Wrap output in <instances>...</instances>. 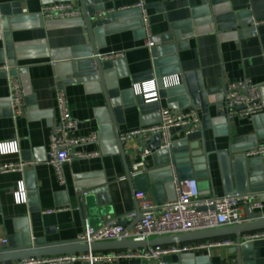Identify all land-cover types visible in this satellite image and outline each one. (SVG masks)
I'll use <instances>...</instances> for the list:
<instances>
[{"label":"crops","instance_id":"obj_1","mask_svg":"<svg viewBox=\"0 0 264 264\" xmlns=\"http://www.w3.org/2000/svg\"><path fill=\"white\" fill-rule=\"evenodd\" d=\"M45 1L56 0H0V4L17 2L22 11L38 13ZM138 1L104 0L102 4L104 10H109L127 7ZM143 1L149 30L154 37L166 34L170 23L192 18V9L202 6L206 0ZM227 1L233 12L248 10L253 19H264V0ZM70 2L79 9L77 0ZM89 8L92 9V6ZM204 14L201 16L203 19L207 16ZM127 19L130 20L126 22ZM137 21L136 13L126 14L116 19V25L106 26L95 32L99 56L124 52L123 61L116 63L110 78L106 80L107 84L111 85L110 90L119 93L128 92L134 82L147 79V76L134 79L133 75L144 74L153 67L150 49L145 46L142 33L137 32L141 31V24ZM204 23L201 26L208 24ZM10 30V41L14 47L16 61L13 69L21 75L22 84L29 95L28 101L33 105L28 106L26 112L20 116L3 113L8 108L0 107V142L14 140L18 146L17 153L0 155V166L22 162H30L33 165L25 164L22 171L0 172V238L12 235L14 221L25 217L31 239L43 238L46 244L74 241L83 231L85 224L97 227L108 216L117 217L135 210L136 199L132 193L134 185L128 183L125 168L128 167L130 171L137 161L135 151L138 141L129 139L122 143L125 153L123 162L114 142L110 121L106 118L100 121L98 118L105 110L98 83L65 84L70 115L78 121L77 129L72 135L86 136L99 129L102 135L97 141L72 147L73 151L98 152L99 155L63 163L65 182L60 183L53 167L48 163L51 121L58 119L54 109L57 80L52 62L58 59L60 65L65 66L82 59H73L69 52L70 49L83 50L90 45L87 31L85 26L79 23L47 26L44 22ZM178 42L176 56L181 76L184 73L198 72L206 88H217L222 84L228 85L242 80L256 86L264 84V24L257 27L256 34L222 37L217 32L201 31ZM3 48L0 32V50ZM164 56L167 57L164 63L169 62L171 54ZM2 63L4 62H0ZM262 87L264 92V86ZM259 92L261 96L260 89ZM8 93L9 81L7 77L0 76V100L5 99ZM124 98L127 100L116 110L119 133L144 125L141 123V113L134 96L125 94ZM175 99L172 96L161 98L157 104L168 106L173 101L176 103ZM184 104L187 105V102H177V105ZM220 105L221 102L218 101L207 104V114L211 122L216 119ZM197 110L202 117L203 111L199 107ZM148 115L149 120L155 119V111H150ZM185 138L188 141H197L203 151L209 153L215 196H221L229 189L251 192L253 200L260 201L262 207L251 210L243 206L245 218L247 219L246 209L264 216V155L259 158L258 164L250 166L245 159L251 158L245 155L247 149L264 144V113L250 119H225L208 128L201 127L198 132ZM172 139L178 141L183 137L178 130H174ZM236 139L242 141L231 146V141ZM230 147L233 148L228 153ZM237 155L242 158L235 163L233 161ZM147 167H153L152 155L147 158ZM18 181L25 183L27 196L36 193L38 211L30 212L27 201L24 204L14 203L13 191ZM101 185L106 186L107 190L98 197L94 193L86 194ZM148 194L152 197L150 191ZM78 196L82 197L80 204ZM226 240L232 241V238L211 241ZM232 249L233 244H215L180 254L169 253L164 255L163 260L166 264H236ZM251 251L250 264H264V239L252 241ZM200 259L205 261L200 263ZM104 264L153 263L123 259Z\"/></svg>","mask_w":264,"mask_h":264},{"label":"built area","instance_id":"obj_2","mask_svg":"<svg viewBox=\"0 0 264 264\" xmlns=\"http://www.w3.org/2000/svg\"><path fill=\"white\" fill-rule=\"evenodd\" d=\"M218 7V8H217ZM215 11L228 10L230 5L228 1H222L215 5ZM118 11H131L137 14V20L141 24L142 36L145 40V46L149 49L159 46L152 41V35L149 30L146 6L143 0H139L133 5L119 9L103 10L97 13L101 17L109 13ZM199 11L202 6L193 8L192 14L201 19ZM23 15L34 17L37 23L44 22L47 26L68 25L79 23L83 25L82 15L78 8H75L70 0L45 1L38 13H26ZM202 13V12H201ZM236 25L230 28L219 29L218 25L208 23L206 26L198 24L200 31L217 32L219 36H235L242 34H256L257 27L264 24L263 20H255L251 17L248 10L237 12ZM213 15V13L211 14ZM130 19H127L128 22ZM205 24V23H204ZM176 55V51L173 53ZM104 61H123L124 52L118 51L100 56ZM173 64L177 67V62ZM54 68L60 65V62L53 61ZM6 72L9 81V93L5 99L0 100V107L10 109L12 116L23 115L28 106L29 96L22 84L21 75L6 63L0 64V72ZM62 74L55 72L57 88L55 93V111L58 115L57 121H51L52 130L48 138L49 158L48 163L53 167L54 172L60 183L64 184L65 179L62 171V165L73 159H86L98 156V152L73 151L72 147L78 144L97 141L101 131H94L86 136H73L72 132L77 129L78 121L74 119L69 112L65 84H62ZM182 76L180 69L160 77L161 87H180L182 85ZM159 85L158 78L154 74L143 81L134 82L130 88L133 96H140L143 103H159ZM224 101L227 109L225 110V119L232 117L253 118L264 113V101L261 99L258 86L242 80L236 83L226 85ZM54 109L52 112L54 113ZM220 110L224 111V104L221 102ZM159 120L157 122L141 125L140 127L120 133L122 142L129 139L138 141V147L135 151L137 157L136 163L129 171L130 176L144 174L147 167V158L159 149H168L174 142L172 133L178 130L183 138L198 132L201 129V116L197 109L187 105H177L169 107L159 105L157 107ZM105 113H100L98 118ZM159 138V143L150 147L154 137ZM18 152L16 141L0 142V155L13 154ZM246 156L261 157L264 155V144H257L245 151ZM33 165L32 163L22 162L0 166V172L22 171L24 165ZM170 191L167 192V198L164 202L156 203L146 192H135L137 209L129 211L123 215L113 217L108 216L106 220L97 227H90L85 224L83 231L77 237V241L90 244L101 241H111L122 235L130 240L144 241L155 237H164L185 233L213 230L221 227L233 226L247 221L242 207L247 206L251 210H258L262 203L253 200L251 192H232L224 193L221 196H202L197 187V180L177 179L173 173ZM27 187L23 181H18L16 189L13 191V201L15 204H24L27 201ZM46 213L50 211H45ZM137 212L139 218L135 221ZM125 222L131 225L128 229L121 223ZM264 239V230L245 233L241 236V242ZM215 244H233V241H201L195 243H185L179 245L167 246H147L145 248L111 250L106 252H84L75 254L51 255L43 257L28 258L17 261L1 262L0 264H104L115 263L123 259H138L140 261L153 264H166L163 260L164 255L169 253H183L204 249ZM7 238H0V253L7 251Z\"/></svg>","mask_w":264,"mask_h":264},{"label":"water","instance_id":"obj_3","mask_svg":"<svg viewBox=\"0 0 264 264\" xmlns=\"http://www.w3.org/2000/svg\"><path fill=\"white\" fill-rule=\"evenodd\" d=\"M77 1L90 45L83 49L85 52L80 48L70 49V57L73 59H76V57H82V59L71 63V65H57L54 70L57 74H62L60 76V78L63 76L61 79L62 84H67L69 82L86 84L94 82L98 83L105 102V110L103 111L105 114L99 119L102 121L106 118L110 121L116 148L124 162L125 153L123 150V142L119 137L120 133L117 127L118 119L116 117V110H118L123 101L127 100L124 98L125 94L133 95L131 94L130 89L128 92L124 93L110 90L111 85H108L106 80L110 78L113 68L119 60L112 62L104 61L100 58L95 41V32L100 28L116 25V19L120 16L131 14V11H118L99 17L97 16V13L104 10L102 4L104 0ZM222 1L227 0H206L205 4L202 5V11L198 12L199 16H202V13L207 14L206 18L197 19L198 14H192V18L190 19L170 23L166 34L152 37V41L159 45L150 49L153 59L152 69L144 74L133 75V78L137 79L141 76H147L150 78L154 74V76L158 78V85L160 87L159 97L169 98V96H172L177 99H175L176 103L173 101V103L168 105L169 107H176L177 102L183 103L185 101L190 108L197 109L199 107L203 111L201 117L202 128H208L214 123L216 124L225 120V110L227 109L224 101L226 85L222 84L217 88H206L201 81L198 72H189L182 75V85L180 87L164 89L161 87L160 77L176 71L178 68L180 69L177 62V56L173 55V53L179 46V40L201 32L197 27L198 24L203 22L212 23L213 25H218L219 27L217 28L219 29L230 28L236 25L238 13L231 11V8L228 10H214L215 5ZM89 6H92V9H90ZM212 13L213 15H211ZM37 24L38 23L34 20V17L23 15L17 2L0 4V32L4 43V48L0 50V62L6 63V65L12 69L16 66L14 47L10 41V29L28 27ZM134 25L136 26V23ZM137 32L142 33V31ZM169 53L171 54L170 60L169 62L164 63L167 58L164 55H168ZM53 61L58 62V59H54ZM174 61L177 62V67L173 64ZM0 76L6 77V72L1 71ZM262 86H264V84L259 85L258 88L261 91V99L264 101ZM28 98L29 97H27L26 101L27 103H30ZM134 98L141 113L142 124L153 123L159 120L157 102L143 103L140 96H134ZM217 101L223 102L224 111L219 109L215 115L216 119L211 122L207 114V104L215 103ZM6 110L3 111V113H11L10 109ZM150 111H155V119L153 120L148 119V113ZM101 135L102 132L100 136ZM251 138L252 137H246V139ZM239 141H242V139L232 140L231 146ZM158 143L159 138L156 136L150 147ZM232 148L233 147H230L228 153L232 151ZM208 156L209 153L204 152L197 141H188L186 138H183L174 141L168 149H159L154 152L152 154L153 167L149 168L144 174L131 177L129 169L126 167V179L129 184L134 185V188H132L133 195L135 192L142 191L148 193L150 191L156 203H161L166 200L167 192L170 191L171 188L173 173L180 181L197 179V187L200 190L201 195L207 196L208 194H211V196H214ZM241 158V155H237L233 162L238 163ZM259 158L260 157H251L245 159L247 160L246 163L250 166L256 163L258 164ZM106 190L107 187L101 185L95 189L87 191L86 194L94 193L96 197H98L99 194ZM233 191L240 193L245 192L239 189H229L225 193H232ZM77 198L80 204L82 197L78 196ZM27 203L30 212L39 210V207L36 204V193H30L27 196ZM135 209H137V204ZM246 210L247 221L233 226L193 233L155 237L144 241L130 240L122 235L111 241H101L90 244L82 243L77 240L65 243L46 244L43 238L31 239L29 235V227L26 224V218L24 217L14 221V233L7 237L8 250L0 253V263L51 255L106 252L111 250L136 249L145 248L147 246L179 245L220 238H232V250L235 253V263L250 264L252 261V242H241L240 238L245 233L264 230V216L260 215L258 212H253L250 209ZM138 218L139 212H137L135 221ZM121 224L125 226L126 229L132 225H127L125 222H122ZM203 261L205 260L200 259V263Z\"/></svg>","mask_w":264,"mask_h":264}]
</instances>
